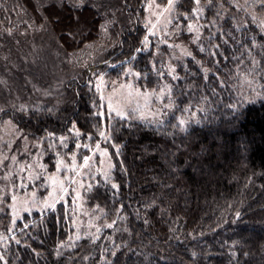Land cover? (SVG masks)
<instances>
[{
    "label": "trees",
    "instance_id": "16d2710c",
    "mask_svg": "<svg viewBox=\"0 0 264 264\" xmlns=\"http://www.w3.org/2000/svg\"><path fill=\"white\" fill-rule=\"evenodd\" d=\"M211 2L198 4L200 19L211 26L206 36L201 33L190 44L192 58L177 67L173 114L158 127L134 117L106 116L112 175L86 195L89 206L104 210L101 220L106 225L97 237L61 245L72 226L69 203H60L43 215L24 214L13 231L4 226L1 233L8 239L0 245V264H264V98L242 104L236 89L237 62L248 66L250 57L257 60L256 81L264 85V37L251 23L241 25L238 17L247 14L236 10L231 0ZM95 3L98 6L87 4L73 11L54 0H0V71H14L15 63L22 67L27 60L16 55L15 63H3L2 55L29 48L20 44L30 38V23L36 27L34 34L40 29L49 33V27L56 52L62 55L95 43L100 37L98 21L109 23L106 59L68 79L59 87L62 96L56 103L34 102L25 112L15 106L0 113V118L10 116L33 141L41 138L32 148L35 155L38 145L50 150L55 138L69 134L72 123L86 135L102 131L90 86L94 73L105 70L118 77L132 69L142 86L170 81L164 66L167 46L161 45L157 64L150 63L156 43L141 23L146 0ZM195 4L196 0H175L174 19L192 17L189 11ZM226 7L230 15L213 24L210 19ZM32 64L28 76L39 85L49 84L54 71L50 64L39 58ZM14 74L20 88L33 93L31 85ZM3 87L0 80L1 92ZM183 116L189 117L185 128L178 122ZM54 145L60 148L58 142ZM31 174L24 176L23 191L43 186L44 177Z\"/></svg>",
    "mask_w": 264,
    "mask_h": 264
},
{
    "label": "rangeland",
    "instance_id": "374dc122",
    "mask_svg": "<svg viewBox=\"0 0 264 264\" xmlns=\"http://www.w3.org/2000/svg\"><path fill=\"white\" fill-rule=\"evenodd\" d=\"M199 2L204 5L212 3L211 0H199ZM168 3L169 0H146L141 23L147 28L148 36L156 43L152 49L154 57L150 62L153 67L160 56L161 45L167 46L168 52L164 56V66L170 81L164 80L155 87L142 86L136 82L137 73L132 69H128L118 77L109 76L105 70L93 72L90 86L95 93L94 109L103 121L102 131L99 134L86 135L87 133L79 130L76 123H72L69 134L63 133L55 138L52 148L50 143V150L46 149L48 147L44 148L43 144L38 145L35 155L32 148L33 146L37 148L41 138L33 141L15 121L11 120L10 116L4 115L0 118V237L6 235L1 233L5 225L6 230H15L17 221H20L24 214L43 215L55 209L60 203H69L72 226V232L61 245L75 243L77 238L83 236L95 239L103 228L102 225H106V222L102 224L101 220L104 210L98 205L89 206L86 195L97 184L106 182L112 175L113 164L104 137H106V116L115 117L116 115L114 111H109V105L111 104L114 109H122L127 118L134 117L157 127L163 124L174 111L172 83L178 78L177 67L185 59L192 58L190 44L196 43L201 33L206 36V28L211 26L204 25L199 17L201 4L192 6L189 11L192 17L189 14L184 16V21H176L173 10L165 11ZM257 3L258 0H231L236 10L241 9L247 14V18L238 17L241 25H244L246 21L251 23L252 27L264 37V9H261L260 4L257 5ZM228 15L230 11L226 7L222 13H217L210 20L214 24ZM98 23L100 37L95 39V43H87L77 52H64L63 55L56 52L57 47L52 43L56 38L48 26L49 33L40 29L41 33L37 32L39 35L34 34L35 25L28 24L30 38L25 37L28 39L23 45L17 44H20V48L23 49L27 43L29 48L23 52L2 55L3 63L7 60H13L15 63L16 55H25L27 60H23L22 67L15 63L14 71H0L1 74L11 77L9 80L4 76L0 77L1 84L4 85L2 89L4 93L0 91V108L6 110L9 109L8 107L24 105L27 109L28 104H35L34 102L48 104L50 100L56 103L59 96H62L58 92L59 87L63 88L68 79L80 75L82 70L106 59L107 51L111 46L107 45L110 40L109 23L101 21ZM103 25H107V30L102 27ZM185 33L189 34L188 38L180 36ZM208 34L214 36V33L208 32ZM177 45L179 47H176ZM37 58L43 59V62L50 64L54 69L50 73L52 81L49 84L39 85L40 82H34L28 76V68L33 65L32 60ZM249 60L248 66L244 61H238L236 67L238 79L236 89L239 103L242 104L264 98V85L256 81L257 60L252 57ZM14 73L21 75L24 84L31 85L34 94L31 91L24 92L23 88H20L19 80ZM191 116L197 118L195 113ZM181 121H183L182 124ZM178 122L181 128H185L189 124V117L183 116ZM101 133L104 134L103 137ZM56 142L60 144V148L54 145ZM86 158H88L87 163H85ZM35 173L44 177L43 186L41 188L32 186L30 189L26 187L27 189L23 191L24 176ZM52 205L54 208L51 207ZM2 241L4 245L7 239H0L1 246ZM0 256L3 255L0 254Z\"/></svg>",
    "mask_w": 264,
    "mask_h": 264
},
{
    "label": "snow or ice",
    "instance_id": "6c2138e0",
    "mask_svg": "<svg viewBox=\"0 0 264 264\" xmlns=\"http://www.w3.org/2000/svg\"><path fill=\"white\" fill-rule=\"evenodd\" d=\"M197 4H199V0H196ZM54 3H56L58 6L63 7L64 5H67L71 10L75 11L77 9H82L84 6H86L87 4H92L93 6H98L95 3V0H54ZM175 0H169L168 3V7L165 9V11H169L171 12L173 10V6H174ZM260 6L264 7V0H260ZM198 15V13H197ZM75 23L79 24L80 23V17L76 16L75 18ZM105 30H107V25H103L102 26ZM191 27V26H190ZM9 35H11V31H9ZM147 41V37L145 38V43ZM176 47H179L178 45ZM203 50V49H202ZM137 51H140V49H137ZM4 109L0 108V112H3ZM17 111H21V112H25L28 111V109H26V107L24 105H21ZM109 111H114L115 115L117 117H119L120 119H126L127 117L125 116V113L122 109L116 108L114 109L112 107V105H109ZM183 123V121H181V124ZM51 135V134H50ZM101 136L103 137L104 134L101 133ZM105 139H107V137H104ZM61 142H63V138H61ZM97 147H99V145H97ZM13 159H15V157H13ZM88 158L85 159V163H87ZM23 170V169H22ZM118 186L116 184H112V188H117ZM51 207L54 208V205H52ZM237 216H239V213H237ZM115 223V222H113ZM108 227H112L111 224L107 225ZM0 239H8V237H0ZM17 244L20 243L19 240L15 241ZM113 255H115V253H113ZM4 257L0 256V261H3ZM5 264H7V262L5 261Z\"/></svg>",
    "mask_w": 264,
    "mask_h": 264
}]
</instances>
